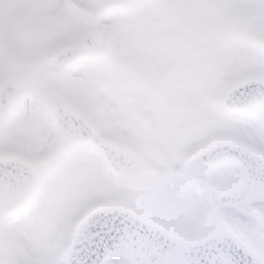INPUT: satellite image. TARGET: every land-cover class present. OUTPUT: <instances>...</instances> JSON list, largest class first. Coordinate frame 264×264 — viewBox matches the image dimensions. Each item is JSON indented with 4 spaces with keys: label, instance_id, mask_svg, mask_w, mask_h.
Segmentation results:
<instances>
[{
    "label": "snow or ice",
    "instance_id": "snow-or-ice-1",
    "mask_svg": "<svg viewBox=\"0 0 264 264\" xmlns=\"http://www.w3.org/2000/svg\"><path fill=\"white\" fill-rule=\"evenodd\" d=\"M0 264H264V0H0Z\"/></svg>",
    "mask_w": 264,
    "mask_h": 264
}]
</instances>
